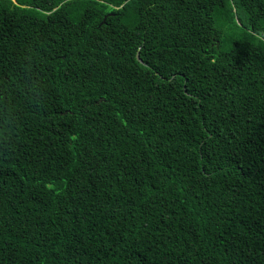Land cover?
<instances>
[{
    "label": "trees",
    "instance_id": "obj_1",
    "mask_svg": "<svg viewBox=\"0 0 264 264\" xmlns=\"http://www.w3.org/2000/svg\"><path fill=\"white\" fill-rule=\"evenodd\" d=\"M0 264H264V0H0Z\"/></svg>",
    "mask_w": 264,
    "mask_h": 264
},
{
    "label": "water",
    "instance_id": "obj_2",
    "mask_svg": "<svg viewBox=\"0 0 264 264\" xmlns=\"http://www.w3.org/2000/svg\"><path fill=\"white\" fill-rule=\"evenodd\" d=\"M138 60L141 61V59L138 57Z\"/></svg>",
    "mask_w": 264,
    "mask_h": 264
}]
</instances>
